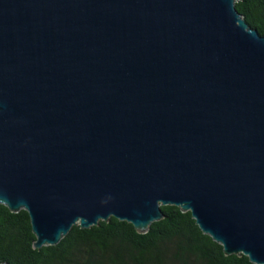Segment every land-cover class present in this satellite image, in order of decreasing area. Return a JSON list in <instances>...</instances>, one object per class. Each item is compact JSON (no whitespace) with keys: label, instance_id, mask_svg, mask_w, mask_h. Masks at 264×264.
I'll list each match as a JSON object with an SVG mask.
<instances>
[{"label":"water","instance_id":"1","mask_svg":"<svg viewBox=\"0 0 264 264\" xmlns=\"http://www.w3.org/2000/svg\"><path fill=\"white\" fill-rule=\"evenodd\" d=\"M237 1L0 0V203L35 249L174 205L264 264V36Z\"/></svg>","mask_w":264,"mask_h":264},{"label":"trees","instance_id":"2","mask_svg":"<svg viewBox=\"0 0 264 264\" xmlns=\"http://www.w3.org/2000/svg\"><path fill=\"white\" fill-rule=\"evenodd\" d=\"M236 8L264 36V0H238ZM161 208L164 218L144 234L111 217L90 229L74 225L59 244L35 249L28 212H12L0 203V264H254L245 255H225L191 212Z\"/></svg>","mask_w":264,"mask_h":264}]
</instances>
